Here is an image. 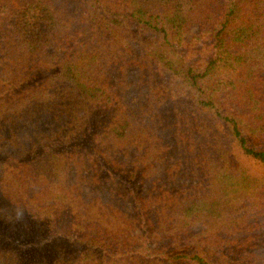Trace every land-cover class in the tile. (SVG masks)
Listing matches in <instances>:
<instances>
[{"label": "trees", "instance_id": "1", "mask_svg": "<svg viewBox=\"0 0 264 264\" xmlns=\"http://www.w3.org/2000/svg\"><path fill=\"white\" fill-rule=\"evenodd\" d=\"M260 168L264 0H0V264H264Z\"/></svg>", "mask_w": 264, "mask_h": 264}, {"label": "rangeland", "instance_id": "2", "mask_svg": "<svg viewBox=\"0 0 264 264\" xmlns=\"http://www.w3.org/2000/svg\"><path fill=\"white\" fill-rule=\"evenodd\" d=\"M192 32H194V30H191V33ZM251 167H255V168H259V167H257V165H255L254 163L252 164V166ZM260 171H261V173L264 171V169L262 170L261 168H260ZM246 213H247V211H246V208H242V209H240V211H239V217L241 216V215H246ZM261 233V232H263V228H258L257 230H255L254 231V235L256 234V233ZM262 240V236L261 237H258L257 238V241H261ZM263 252H264V250H263Z\"/></svg>", "mask_w": 264, "mask_h": 264}]
</instances>
